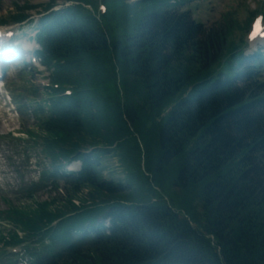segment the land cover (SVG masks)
Wrapping results in <instances>:
<instances>
[{
    "label": "trees",
    "instance_id": "16d2710c",
    "mask_svg": "<svg viewBox=\"0 0 264 264\" xmlns=\"http://www.w3.org/2000/svg\"><path fill=\"white\" fill-rule=\"evenodd\" d=\"M70 1L40 19V54L51 82L71 84L72 94L45 87L17 99L21 111L37 105L31 150L47 159L20 191L34 199L50 188V200L8 202L24 232L10 233L22 258L264 264V55H243L230 20L207 27L187 0H105L102 16L97 0ZM55 4L16 3L10 17ZM113 155L124 172L108 178ZM78 158L79 173L62 171Z\"/></svg>",
    "mask_w": 264,
    "mask_h": 264
},
{
    "label": "rangeland",
    "instance_id": "374dc122",
    "mask_svg": "<svg viewBox=\"0 0 264 264\" xmlns=\"http://www.w3.org/2000/svg\"><path fill=\"white\" fill-rule=\"evenodd\" d=\"M49 1L51 0H0V19L5 16L7 17L10 13H14L16 10V3H19L20 5H23L24 3L42 4ZM54 1H56L58 6L66 4L64 0ZM187 1L190 7L186 5V8H191L194 17L205 23L207 27H212L216 24H223L224 17H226L227 20H230L231 24L235 25L237 28L235 30L237 37L236 42L241 39L242 35H245L244 37L246 39L247 27L245 26L248 18L252 17V14L255 13L264 3V0ZM255 6L256 9H254ZM41 10L42 9L40 8L37 10L32 9V11L28 12L32 14L31 18H35L32 23V27L28 28L29 31L36 29L37 20L40 17L39 12ZM257 14L260 13H256V15ZM6 24L13 25L11 22ZM3 27L0 25V30H3ZM35 66H29L27 64L23 66L22 62H19L17 69L14 68L9 72V76L5 80V85L2 87L0 85V211L6 209L7 207V203L4 198H7L15 205H18L17 202H19L22 206L25 205L24 207L31 202H36L37 200H50L47 199L50 198L48 195V190L50 189L48 185L41 186L40 190L36 193V198L34 199L25 198L18 201L20 195L17 193V190L22 182L33 179L36 180L38 178V172L40 169L39 164L42 163L43 160L46 161L44 156L42 160L38 151L31 152V149H34L35 146H37V143H39V138L34 142L36 136L28 138V135L26 134V131L38 132L40 124L39 120H37V117L33 115L31 109L21 115L19 108L13 99V95L17 96L16 100L20 99L22 101L27 97L33 99L36 97L35 88L42 91V86L49 82L47 77L50 75V72H47L45 67L41 65H39V67H37L38 69L34 71L33 68ZM29 94H31V96ZM8 133H13L14 136L26 137L25 139H27V142H22L24 140L19 142L11 140L7 142V140L1 139L5 136L4 134ZM37 149L39 150L38 147ZM107 165L112 168L111 170L108 169L109 171L105 172V175L108 178L110 177V171H114V173H111L112 176L123 175V165L118 155L110 157L107 161ZM78 167L79 164L73 162L72 164H68L65 169L71 171L78 169ZM59 187L58 193L66 196L63 190V180L60 181ZM88 189L89 188H85L80 197L89 196L90 192ZM55 193H52V197H55ZM79 199V197L75 198L76 204L80 203ZM91 200L92 199H88L87 202H90ZM62 202L63 201H58L53 205L58 204V206H60ZM11 226L12 223L10 222L2 223L0 221V230L4 235H7ZM2 245L3 243L0 241V249ZM16 260L17 257L15 255H11L10 258L2 259L0 264H15ZM19 264L30 263L24 259V261Z\"/></svg>",
    "mask_w": 264,
    "mask_h": 264
},
{
    "label": "snow or ice",
    "instance_id": "6c2138e0",
    "mask_svg": "<svg viewBox=\"0 0 264 264\" xmlns=\"http://www.w3.org/2000/svg\"><path fill=\"white\" fill-rule=\"evenodd\" d=\"M255 34H256V33H255V31H254L253 34H252V36H251L250 38H254Z\"/></svg>",
    "mask_w": 264,
    "mask_h": 264
}]
</instances>
